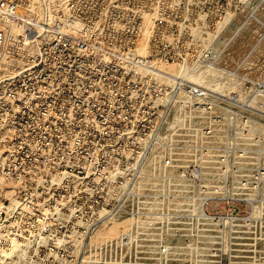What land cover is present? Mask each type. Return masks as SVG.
<instances>
[{"label":"rangeland","instance_id":"rangeland-1","mask_svg":"<svg viewBox=\"0 0 264 264\" xmlns=\"http://www.w3.org/2000/svg\"><path fill=\"white\" fill-rule=\"evenodd\" d=\"M17 1L35 32L0 52V264H264L258 222H202L199 175L202 103L226 97L264 165V0ZM58 29L85 50L34 62Z\"/></svg>","mask_w":264,"mask_h":264},{"label":"built area","instance_id":"built-area-1","mask_svg":"<svg viewBox=\"0 0 264 264\" xmlns=\"http://www.w3.org/2000/svg\"><path fill=\"white\" fill-rule=\"evenodd\" d=\"M33 23V19L22 11L17 0H0V52L8 46L10 41L26 45L29 40H33L28 38L34 36ZM11 25L19 26L21 32L9 33L6 27ZM56 31L50 42L40 43L39 47L44 51L31 56L34 62L39 58L42 59L48 51H55L56 55L63 50H66L68 54L82 53L85 50L82 48V42L76 41L74 36H68L59 29ZM40 62L32 67L36 76L42 77L43 69L37 70ZM234 104L235 99L232 97H226L218 105L210 102L202 103V115L205 114L209 119L221 118L218 127L208 120L207 124L200 129L202 156L200 155L199 175L203 198L202 222L205 225L215 224L219 232L228 223L231 230L233 228L232 232H236L239 220L244 222L255 220L258 223L254 225V229L259 233L256 237L257 243L264 245V224L262 223L264 206L261 203L256 204L255 210L253 209L254 192L264 190V187L260 186V183L264 182V165L258 166L255 173L252 171L247 154L249 149L247 140L250 139L251 127L250 113L243 110L238 116ZM216 106L225 107L223 114H215L213 109ZM241 106L249 109L246 102ZM238 135L244 137L243 148L237 146ZM238 149L240 151H237Z\"/></svg>","mask_w":264,"mask_h":264},{"label":"bare ground","instance_id":"bare-ground-1","mask_svg":"<svg viewBox=\"0 0 264 264\" xmlns=\"http://www.w3.org/2000/svg\"><path fill=\"white\" fill-rule=\"evenodd\" d=\"M189 75V74H188ZM115 227V226H114ZM110 228V227H109ZM116 229V228H115ZM109 230V229H108ZM110 230H112V228H110Z\"/></svg>","mask_w":264,"mask_h":264}]
</instances>
